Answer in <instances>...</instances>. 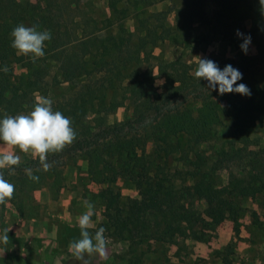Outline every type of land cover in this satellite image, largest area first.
I'll return each instance as SVG.
<instances>
[{"label": "trees", "instance_id": "obj_1", "mask_svg": "<svg viewBox=\"0 0 264 264\" xmlns=\"http://www.w3.org/2000/svg\"><path fill=\"white\" fill-rule=\"evenodd\" d=\"M106 1V7L116 19L69 20L60 14L69 5H31L36 16L27 21L26 16L18 15L20 5H0V119L33 110L34 96L41 93L48 76L47 61L53 62L57 73L51 78V85L77 86L72 95L52 104L54 111L71 120L76 134L64 150L86 156L91 179L104 185L98 193L104 204V221L99 228H105L114 242H127L129 246L142 241L162 242L174 236L185 237L194 227L211 230L225 219L235 222L244 209L234 203V198L254 199L264 191V184L255 185L256 179L248 174L246 180L237 179L238 185L229 190L217 185L215 176L226 168L224 160L229 155L231 160L245 150L246 131L264 123V90L258 85H248L242 76L237 83L247 85L250 96L235 93L219 96L215 91L214 95L222 98L221 103L229 107L236 120L226 140L230 139L229 143H225L229 148L219 153L216 161H204L195 147L205 142L207 123L202 109L215 111L219 103H213L215 96L208 94V82L196 78L181 58L166 61L152 52L159 42L177 31L184 32L183 38L190 40L194 24L221 30L226 26L219 12L209 17L203 9L204 0H182L183 6L174 11V32L166 25L167 11L150 12L146 8L155 3L147 1L142 7L134 6L136 27L131 33L120 18L126 10L118 4L125 0ZM24 22L36 26L38 31L50 32L43 57L33 60L31 55H19L11 47L12 30ZM113 27H117L116 33ZM226 32L221 31L223 38L224 34L230 37ZM246 34L258 55L215 62L220 69L232 65L243 75L264 66L263 35L256 27ZM203 38L209 42L208 37ZM17 67L31 72L26 77L17 75ZM157 76L164 78L161 93L154 86ZM125 104L131 109L130 118L108 124L107 117ZM172 104V109H167ZM236 109L240 110L239 114H235ZM150 119L156 126L146 134ZM199 126L204 129L195 135ZM135 128L141 129L139 133ZM150 142L154 145L148 148ZM174 155L183 161H173ZM40 167L36 159L11 169H0V174L15 186L7 202L20 212L23 207L18 206L17 198L29 192L30 200V193L42 185L29 187L34 181L25 170ZM41 174L33 172L38 177ZM119 179L130 181L137 197L123 198L115 188ZM197 188L201 189L205 202L201 211L195 205ZM151 198L157 201L153 211L147 209L146 203ZM79 262L82 263L76 258L72 260L73 264Z\"/></svg>", "mask_w": 264, "mask_h": 264}, {"label": "rangeland", "instance_id": "obj_2", "mask_svg": "<svg viewBox=\"0 0 264 264\" xmlns=\"http://www.w3.org/2000/svg\"><path fill=\"white\" fill-rule=\"evenodd\" d=\"M147 1L155 3L146 8L148 11H167L166 25L176 32L174 11L183 6L182 0H125L120 2L118 4L119 7L126 10V13L120 16L126 30L131 33L135 31L134 13L136 7L134 6L141 5L142 7L147 5ZM9 4L20 5L18 15L26 16L27 21L29 18L36 16L30 7L31 5H69L67 10L63 9L60 13L63 18L69 20H75L77 17L93 18L96 21L104 18H117L106 7V0H0V5ZM203 9L209 17L219 12L220 18L227 27H224L226 30L224 28L214 30L194 24L190 31L192 35L190 40L183 38L186 35L184 32L177 31L169 39L159 42L156 47L152 48L153 55L166 61L181 58L192 69L193 73L196 68V57L207 58L218 63L219 61L237 60L241 57H255L258 55L256 46L252 41L248 46L247 54L241 51L240 45L243 43V38L237 36V32L247 36V31L256 27L258 33L264 37V13L260 10L259 0H204ZM28 23L24 22L23 25L30 27ZM112 30L116 33L117 27H113ZM77 31L79 32V30ZM221 31H227L226 33L232 37V40H229L230 37L227 38V34L224 33L226 37L223 38ZM202 37H208L209 42L205 41V38L202 40ZM46 67L48 68V76L45 77L44 84L41 86L43 90L40 94H35V99L40 95L48 97L53 103H56L72 95L77 86L74 87L68 83L52 86L51 78L57 73V70L53 62L47 61ZM258 68L253 73L251 70L248 73H244L242 75L243 81L248 85H258L260 89L264 90V66L261 65ZM27 71L19 67L15 69L17 75L24 77L31 72ZM154 74H157V72L155 71ZM163 84L164 78L157 76L154 86L158 93L162 92ZM209 93L214 95L215 90L212 92L209 90ZM220 99L222 98H218L217 95L212 99L213 103H219L215 111L202 109L207 123L205 125V142L198 145L199 147H195L199 154L202 155L204 161H216L219 157L218 154L229 148L228 144L225 147V143H229L230 139L227 142L226 140L230 138L233 125H235L236 119L232 116L233 113L225 103H221ZM172 107L173 104L167 109L171 110ZM30 111L27 110L21 114H28ZM236 113L239 114L240 110L236 109ZM130 116L131 109L125 104V106L110 114L106 120L108 124H114L123 122L129 119ZM150 120L145 129L146 134L156 126L154 120ZM135 129L137 133L141 130L140 128ZM200 129L203 130L204 128L199 126L198 131H195V135L199 133ZM161 135L162 133H160ZM246 135L247 145L245 150L231 160L230 155L229 159L224 160L226 168L215 176L217 185L229 190L234 189L238 185L236 180H246L248 174L253 175L254 179H256L255 185L264 184V123L255 129H248ZM193 137L195 139V136ZM183 140H187V138H183ZM172 141L174 142L175 140L172 139ZM152 145L154 144L150 142L147 147L150 148ZM1 147L7 149V147ZM16 154L21 157L19 165L38 159L31 153H22L18 149ZM173 159H175L173 161H183L179 160L178 155H174ZM47 161L52 165L51 169L43 171V168L40 167L32 170L42 174L39 176L40 179L34 181L29 187H37L40 183L42 185L51 183L54 187H61L65 179L64 174L66 176L77 174V180L73 185L76 187L78 195L83 201L82 203L84 204L85 200H87L94 206L93 226L89 229V232L94 235L99 225L104 221V204L98 196L100 189L104 185H99L94 179H91L87 170L86 156L80 153L66 152L63 149L57 153H49ZM232 182L234 184L230 185ZM11 184L14 183L11 182ZM115 188L121 193L123 198L137 197L134 186L128 180L119 179ZM195 190V205L201 211L205 207L204 198L201 197V189L197 188ZM28 195L29 192H27L26 196L23 195L21 197L20 195L17 198L18 206H22L23 209L27 207V213L35 212L40 205L32 203L31 199L27 198ZM30 195L32 194L30 193ZM233 201L244 209L235 222L225 219L211 230L194 227L190 234L188 233L185 237L174 236L172 239L162 242L142 241L135 246H129L127 242L123 241L114 242L107 233H104L107 238L106 255L104 257H100L98 254L95 255L101 259V264H169L171 260L169 256L179 257V264H264V191L259 193L254 199L234 198ZM146 203L149 211H153L157 207L155 198H151ZM87 210L86 204L85 207L81 205V208L77 210V215H82ZM3 214L4 209L0 208V223L3 221ZM62 233L70 242L80 238L79 226H63ZM221 244L224 246H221ZM68 253L70 254V260L64 264H73L72 260L75 259V256L71 251ZM72 256H74L73 259H71ZM88 261L89 264H96L92 259ZM0 264H4V262L0 260ZM77 264L82 263L79 262Z\"/></svg>", "mask_w": 264, "mask_h": 264}, {"label": "clouds", "instance_id": "obj_3", "mask_svg": "<svg viewBox=\"0 0 264 264\" xmlns=\"http://www.w3.org/2000/svg\"><path fill=\"white\" fill-rule=\"evenodd\" d=\"M259 4L261 12L264 13V0H259ZM10 35L11 47L17 51V54L31 55L33 60L44 56V44L51 39L49 31H38L36 26L26 27L23 24L16 26ZM237 36L243 38L240 48L247 54L251 37L239 32ZM3 70L6 72L7 68ZM193 74L198 79L206 80L208 89L217 91L219 95L229 93L251 95L247 85L237 83L242 79V73L232 65L220 69L214 61L196 57ZM52 103L50 98L38 95L33 110L28 114L6 115L0 119V142L7 146V149L0 147V169H11L20 164L21 157L16 154L18 149L22 153H31L38 158L43 171H49L52 165L47 162L48 154L62 151L75 140L76 134L71 126V120L61 112L54 111ZM25 171L29 179L39 180L38 176L33 175L32 169ZM14 191L15 186L0 174V205L6 204L12 198ZM85 204L88 210L78 217L80 238L70 242L69 250L77 260L82 261V264H89L86 255L98 254L100 257L106 255L107 238L103 227L98 228L94 235L89 232L93 226L94 206L87 200ZM9 230L5 229L3 235H0V242L4 245L9 243L7 235Z\"/></svg>", "mask_w": 264, "mask_h": 264}, {"label": "crops", "instance_id": "obj_4", "mask_svg": "<svg viewBox=\"0 0 264 264\" xmlns=\"http://www.w3.org/2000/svg\"><path fill=\"white\" fill-rule=\"evenodd\" d=\"M1 146L7 147L0 142ZM64 177L61 187H54L51 183L43 184L31 192L32 203L40 205L35 212L27 213V207L20 212L15 205L5 204L0 235H3L5 229L10 230L7 233L8 245L0 242V260L4 264H64L70 260V241L65 238L62 228L78 226L80 215H77V210L81 205L85 207V203H82L73 185L77 174H64ZM169 258V264H179V257ZM86 259H92L96 264L102 263L95 254Z\"/></svg>", "mask_w": 264, "mask_h": 264}]
</instances>
